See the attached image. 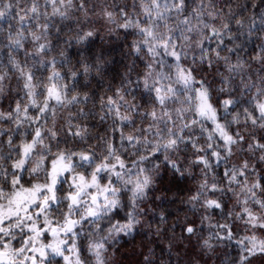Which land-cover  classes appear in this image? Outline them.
Here are the masks:
<instances>
[{
  "label": "snow or ice",
  "instance_id": "6c2138e0",
  "mask_svg": "<svg viewBox=\"0 0 264 264\" xmlns=\"http://www.w3.org/2000/svg\"><path fill=\"white\" fill-rule=\"evenodd\" d=\"M129 239L264 264V0H0V264Z\"/></svg>",
  "mask_w": 264,
  "mask_h": 264
},
{
  "label": "trees",
  "instance_id": "16d2710c",
  "mask_svg": "<svg viewBox=\"0 0 264 264\" xmlns=\"http://www.w3.org/2000/svg\"><path fill=\"white\" fill-rule=\"evenodd\" d=\"M107 41V38H106ZM98 45L100 44V41L98 40L96 42ZM105 49L111 50L113 52V55L116 56V58L119 60L120 59V42H112V43H108L106 42L104 45ZM128 239V238H126ZM140 242V237H137L136 239V244L137 246L139 245ZM123 247H121L120 253H118L117 255V259L120 261V264H136V262L139 260V256L138 255H129V251L132 247V242L129 239V242L127 244H124V242H121ZM192 245H195V240L192 241ZM156 250H157V255L159 256L161 254L160 250L162 248H164V245L162 243H156L155 245ZM137 251H139V248L137 247ZM189 254L192 253V248L189 247L188 249ZM228 251V249H219L217 251V255L216 257H213L212 260L208 261V264H213V261H215V264H219L220 259H223V252ZM165 259L167 258V253H166V249H165ZM219 258V259H217ZM175 259V257H174ZM181 259H184V255L183 253L181 254Z\"/></svg>",
  "mask_w": 264,
  "mask_h": 264
}]
</instances>
